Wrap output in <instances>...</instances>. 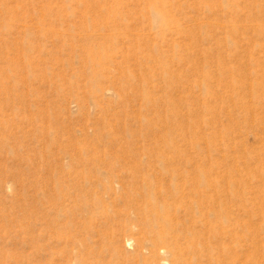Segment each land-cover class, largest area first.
I'll list each match as a JSON object with an SVG mask.
<instances>
[{
	"label": "rangeland",
	"instance_id": "rangeland-1",
	"mask_svg": "<svg viewBox=\"0 0 264 264\" xmlns=\"http://www.w3.org/2000/svg\"><path fill=\"white\" fill-rule=\"evenodd\" d=\"M0 264H264V0H0Z\"/></svg>",
	"mask_w": 264,
	"mask_h": 264
}]
</instances>
